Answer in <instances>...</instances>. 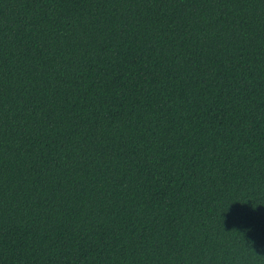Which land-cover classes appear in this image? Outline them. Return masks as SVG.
Listing matches in <instances>:
<instances>
[{
    "label": "trees",
    "instance_id": "trees-1",
    "mask_svg": "<svg viewBox=\"0 0 264 264\" xmlns=\"http://www.w3.org/2000/svg\"><path fill=\"white\" fill-rule=\"evenodd\" d=\"M0 264H264V0H0Z\"/></svg>",
    "mask_w": 264,
    "mask_h": 264
}]
</instances>
